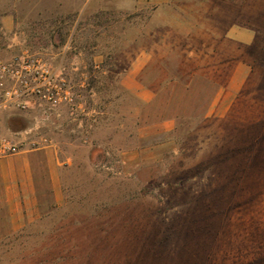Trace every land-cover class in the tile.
<instances>
[{
	"label": "rangeland",
	"instance_id": "1",
	"mask_svg": "<svg viewBox=\"0 0 264 264\" xmlns=\"http://www.w3.org/2000/svg\"><path fill=\"white\" fill-rule=\"evenodd\" d=\"M121 6L0 0V64L50 79L0 107L37 208L0 264H264V0Z\"/></svg>",
	"mask_w": 264,
	"mask_h": 264
},
{
	"label": "crops",
	"instance_id": "2",
	"mask_svg": "<svg viewBox=\"0 0 264 264\" xmlns=\"http://www.w3.org/2000/svg\"><path fill=\"white\" fill-rule=\"evenodd\" d=\"M167 2L168 0H119L121 8L127 10L139 8L144 4L161 6ZM29 158L27 153H20L12 159L0 156V210L7 217L9 224H22L24 218L37 211L35 204H31L34 203L32 197L35 193V183ZM20 196L27 198L30 204L26 207L19 205Z\"/></svg>",
	"mask_w": 264,
	"mask_h": 264
},
{
	"label": "built area",
	"instance_id": "3",
	"mask_svg": "<svg viewBox=\"0 0 264 264\" xmlns=\"http://www.w3.org/2000/svg\"><path fill=\"white\" fill-rule=\"evenodd\" d=\"M34 70L40 72L38 75L39 82L32 85L31 80L35 81L37 75L32 78L27 74L29 71ZM27 73H23V72ZM47 71L38 65H32L27 61L13 60L9 63L0 64V107H5L11 101L16 100L22 96H27L39 92V87L44 83H50L47 79ZM13 81L14 85L11 87L8 82ZM18 152L17 147L6 140H0V156H7Z\"/></svg>",
	"mask_w": 264,
	"mask_h": 264
}]
</instances>
